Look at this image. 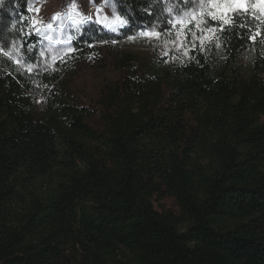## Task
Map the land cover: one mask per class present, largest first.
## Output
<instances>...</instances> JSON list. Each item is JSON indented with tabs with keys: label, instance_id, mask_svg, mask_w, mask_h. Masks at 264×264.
Masks as SVG:
<instances>
[{
	"label": "trees",
	"instance_id": "trees-1",
	"mask_svg": "<svg viewBox=\"0 0 264 264\" xmlns=\"http://www.w3.org/2000/svg\"><path fill=\"white\" fill-rule=\"evenodd\" d=\"M207 1L114 0L116 26L82 24L27 72L5 54L39 68L28 0H0V264H264V17L120 48L174 42ZM82 66L104 75L88 97Z\"/></svg>",
	"mask_w": 264,
	"mask_h": 264
},
{
	"label": "rangeland",
	"instance_id": "rangeland-1",
	"mask_svg": "<svg viewBox=\"0 0 264 264\" xmlns=\"http://www.w3.org/2000/svg\"><path fill=\"white\" fill-rule=\"evenodd\" d=\"M114 0H28L29 25L41 39L43 49L40 56L39 68L31 66L21 54L19 44L13 45L5 55L21 70L32 72L35 69H54V63L61 60L63 55L72 52V41L79 35V28L90 20L102 24L116 26L118 20L113 10ZM235 12H251L264 17V0H208L202 3L196 11L176 19L173 39L166 42L158 35L146 32L141 38L129 39L120 44L124 51L143 53L149 50H161L166 54L185 48L184 44L188 31L195 32L196 37L207 34L204 20L226 21ZM213 16L216 19H213ZM75 80V91L81 96H91L97 92L104 75L83 67ZM110 76V74H108ZM48 186L36 185L34 193L43 196ZM162 207L174 210L171 200L162 202Z\"/></svg>",
	"mask_w": 264,
	"mask_h": 264
},
{
	"label": "snow or ice",
	"instance_id": "snow-or-ice-1",
	"mask_svg": "<svg viewBox=\"0 0 264 264\" xmlns=\"http://www.w3.org/2000/svg\"><path fill=\"white\" fill-rule=\"evenodd\" d=\"M213 19H216V17H215V16H213ZM121 23H122V21H121Z\"/></svg>",
	"mask_w": 264,
	"mask_h": 264
}]
</instances>
